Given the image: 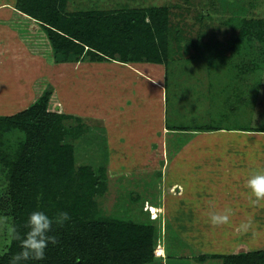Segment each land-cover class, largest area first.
I'll list each match as a JSON object with an SVG mask.
<instances>
[{
  "label": "trees",
  "instance_id": "trees-1",
  "mask_svg": "<svg viewBox=\"0 0 264 264\" xmlns=\"http://www.w3.org/2000/svg\"><path fill=\"white\" fill-rule=\"evenodd\" d=\"M69 2L16 1L17 10L34 29L31 33L25 32L23 38L32 43H45L48 62L158 65L164 68V85L167 84L169 68L176 56L172 45L180 35L172 25L169 6L149 5L130 10H116L112 6L105 11L100 6L81 10L77 5L69 11L66 9ZM234 12V17L225 23L230 26L233 40L230 55L222 57L228 68L224 76L228 82H234L235 95L246 83L252 89L245 95L256 105L251 124L231 129L170 125L165 93L164 127L169 134L222 130L264 134V80L252 82L258 75L263 78L264 73V19L239 17V11ZM202 37L197 34L190 46L196 53L200 51ZM187 48L183 50L188 53ZM225 88H219V94L225 100L232 99L235 95L231 96ZM253 88L262 89V93L259 95ZM236 100L241 103L245 98L238 95ZM52 102L51 90L46 87L26 109L11 116H0V163L7 173L12 226L10 244L0 255V264H11L12 257L21 251L13 228L23 236L27 231L24 225L34 210L50 217L67 211L71 220L63 226L53 224L51 234L57 236L58 243L48 245L44 260L30 259L20 264H151L159 236L156 221L137 223L104 215L98 210L97 198L103 196L109 183L106 165L94 170L93 163L81 161L75 146L88 127L79 117L54 109L56 104ZM12 133H17L18 139L14 149H8L4 136ZM163 251L170 256L166 244ZM191 256H195L193 262L197 264L207 259L218 264H264L262 249L229 255L197 256L196 252Z\"/></svg>",
  "mask_w": 264,
  "mask_h": 264
},
{
  "label": "rangeland",
  "instance_id": "rangeland-1",
  "mask_svg": "<svg viewBox=\"0 0 264 264\" xmlns=\"http://www.w3.org/2000/svg\"><path fill=\"white\" fill-rule=\"evenodd\" d=\"M70 1L74 2L70 5V11L76 9L77 5L81 10L100 6L105 7V11L111 10L110 7L112 6V8L116 10H130L149 5L169 6L173 14L171 17L172 25H175L177 31L180 32V35L175 37L177 38V42H174L172 45V49L176 52V56L173 57V63L167 75V84L164 85L166 86L164 95L166 93L169 124L189 128L197 126L219 127L223 129H231L232 127H242L251 124L250 122L253 118V113H255L256 105L253 104L252 98L249 99L245 95L249 94L252 89H250L249 85L246 83L235 95L232 89L234 82H228V79H226L227 77L224 76L228 68L226 64L222 62L224 60L222 57H228L230 55L231 41L233 40L230 26L225 23L229 18L234 17V11H239L237 15L239 17H256L264 19V0ZM250 4H252V7L249 6ZM197 34L203 37L200 43V51L196 53L190 46L196 41ZM187 46L188 53L183 50ZM45 47V43L39 44L35 42L33 48H37L36 50L42 53L39 55L34 54L37 57L33 60H26L23 66L17 64L15 68L8 70L1 64L0 116H8L23 110L26 106L31 104L40 93L45 91L46 87H49L53 98L52 103L53 105L56 104L54 109H58L60 113L80 117L82 124L88 127V131L81 133V135H83L82 139L79 140L77 146H75L76 155L79 158L81 157V161L84 160L85 162L93 163L94 170L106 165V176L109 178V183L103 196L97 198L98 210L104 215L119 216L138 223L153 220L152 214L149 211H145L146 205H144V201H148L149 204L157 206L159 208V212L156 213L157 217L155 218L157 227L159 228L157 243L162 247L166 244L167 252L170 256H167L163 261H166L167 264H175V262L178 264H187L186 262L189 261L191 255L198 250L196 244L191 242L193 240V234L202 236L201 242L203 245L200 248L210 251L212 244L209 245V242L219 240L216 234L226 231L225 233L227 235L229 234L230 238L229 240H225V238L223 240L226 244L230 245L229 253L250 251L248 244L245 243L248 242L246 232L238 231V227L226 229L223 228L224 226L217 228L203 227L209 223L207 219V214L209 212H199L197 208L200 210V208H207V206H194L193 204L187 205L184 203L180 209H178L177 198L169 195L172 189L175 190H173L174 193L172 192V195L179 192L175 187L168 186V182H164L166 177L165 173L168 174V178L175 175L169 172V170L167 171V169L170 168L174 155L183 150V144L185 142L189 143L192 139L197 137L195 133L179 135L167 134L165 137V149L164 145L157 148L158 144H155L156 149L154 154L152 153L153 160L149 162V170L145 173L129 172L128 169L130 168H133V171L135 170V165L125 164L120 160L132 161L133 158H136L137 149L133 146L137 143H144V139L142 142H138L136 139L140 132L144 134L147 131L144 125L139 126L136 120H131V116L124 115L120 124L122 127L126 128L127 134L134 140L131 141L133 144L130 148L131 150L119 149L117 145L121 143V140L119 138L114 140V131L112 130L114 126H109L111 120L110 115H113V112L116 110V105H113L114 101L109 100H105L104 103L101 101L99 105V97H97V91H99L98 76L101 77L103 72H105L107 83L106 86H100V90L105 88L106 97H112L114 91H110L109 95L107 94V86L109 85L108 80L112 81L114 79V74L119 75V69L114 68L115 66L113 65L107 64L104 71L98 72V70L95 69L89 70L82 75L71 76V72L66 75L67 72L71 71L70 67L72 66V64L68 62L58 65L59 67L54 72L52 79L48 81L49 74H47V67L48 65L52 64L51 66H53L54 64L48 62L49 58L44 54ZM206 48H208V50H206ZM89 65H91V67L92 65L97 67L98 63H89ZM159 69H161V67H156L154 71H159ZM161 71L163 73L164 68H162ZM262 75L263 78L258 75L259 77H254L252 82L254 83L258 79L263 81L264 73ZM82 76L90 80L89 88L93 95H88V91L84 96L76 92L77 89L79 90L77 86L81 80L73 85L70 84V82L73 83V80L77 78L80 79L81 77L83 79ZM153 76H155V73ZM210 84L212 88H210ZM125 86L127 88L129 87L128 84ZM222 86L226 87V91H230L229 94L231 96L232 94L235 96H232L233 98L230 100H225V96L219 94V88ZM73 87L74 89L71 95H66V89H72ZM80 87L82 86L80 85ZM109 87L113 88L114 83L110 84ZM83 89L85 90V88ZM259 89L254 90L260 95L262 89ZM247 90H249V92ZM252 93L250 94L253 97ZM87 95L89 96L88 99L84 98ZM238 95H242L245 100L239 103L236 100ZM130 97L129 106L137 103L134 101L133 93L130 94ZM99 108H102L104 111V116L102 115V111H100L98 115ZM130 112H136V109L132 108ZM108 129H111L112 132H108ZM222 131L226 132V130ZM158 134H160L159 131H154V135L152 132L153 137ZM251 134L255 135L260 133L252 132ZM258 137L262 136L259 135ZM4 138L5 147L14 149L18 134H6ZM216 138L221 141L228 140V136L225 134L223 136L216 135ZM182 154H185L184 150ZM106 155L107 158H105ZM114 162L115 164H113ZM175 164L176 163H173V166ZM116 169L117 171L122 170V172H117ZM126 170L127 172H125ZM157 172H160V175H158ZM213 174L216 175V173L212 172V175ZM218 174L220 175V172ZM185 180L186 179H181L180 182L186 189ZM205 182L206 185L202 188L205 192L203 198L207 199L210 197V201L215 200V198L219 200L222 199L223 203L220 204L221 206L218 209L223 210L227 206L233 210L234 214L238 206L233 204L235 200L232 196V188L227 186V181H215L214 179H210ZM209 188H211L210 191ZM7 191V173L5 167L0 163V255L6 251L11 239L12 226ZM216 195L221 196L218 197ZM142 201L143 203H141ZM260 210L264 211V207ZM238 216H240L239 213ZM248 216L250 217L251 215L248 214ZM263 216L264 213H260V219L254 217L255 219H252L253 227L248 231L254 233L260 239H263L262 242H264ZM185 218H187V221H184ZM191 220H194L197 225L193 222L191 226L192 229H184V223H189ZM230 224H232V222L225 226L231 227L229 226ZM191 237L192 239H190ZM194 240L196 241V239ZM198 241L199 240H197V242ZM235 243L237 244L235 245ZM262 248L264 250V247ZM221 251L222 253H227L225 252L226 248ZM153 262L161 264V260L157 258H155Z\"/></svg>",
  "mask_w": 264,
  "mask_h": 264
},
{
  "label": "crops",
  "instance_id": "crops-1",
  "mask_svg": "<svg viewBox=\"0 0 264 264\" xmlns=\"http://www.w3.org/2000/svg\"><path fill=\"white\" fill-rule=\"evenodd\" d=\"M16 1L17 0H0V67L1 64H3V66H5L8 70L15 68L17 64L20 66L25 65L26 60H33L37 57L34 54H41V52H38V50H36L37 48H33L34 43L28 41L26 38H23V34L25 32L31 33L34 29L28 23L29 20L17 10ZM71 4H73L71 1L67 4V10L71 8ZM71 64L72 66H69L71 71L67 72L66 75L71 72V76H78L80 74L82 75L84 73H87V71L89 70L95 69L98 70V72L104 71L105 67H107V64L113 65L115 66L114 68L119 69V75L114 74V79L112 81L108 80L109 85L114 83L113 88L109 87V85L107 86L108 95L110 91H114L112 97H106L105 88L100 90V86H106L107 83L105 72H103V75L101 77L98 76V85L100 92L97 91L98 96H96L99 97V105L101 101H103L104 103L105 100L114 101L113 105H116V110L113 112V115H110L111 120L109 122V126H114V129H112L114 131V140L118 138L121 140V143L117 145L119 149L131 150L130 148L133 145L131 141L134 140L127 134L125 130L126 128L122 127L120 124L124 115L131 116V120H136L139 126L144 125L147 132L144 134L140 132L136 139L138 140V142H142L144 139V143H137L133 146L135 149H137L135 155L136 158H133L132 161L122 159L120 161L125 164L135 165V170L133 171V168H130L128 169L129 172H147L149 170V162L150 160H153L152 153L154 154L155 152V144H158L157 148L164 145L165 149V137L167 134H169V132L164 127V71L163 73L161 71L163 67L146 63L120 64L116 62L98 63L97 67L95 65H92L91 67L89 63ZM51 65H48V73L46 72L47 74H49L48 81L52 79L54 72L60 64H54L53 66ZM156 67H161V69H159V71H154ZM154 73L155 76H153ZM73 81L74 82H70V84L73 85L74 83H78V81H80L77 86L79 87V90H76L77 93L79 92V95L84 96L87 91L88 95H93V93L90 92V80L88 78L83 77L82 79L80 77V79L77 78ZM126 84L129 85L128 88L125 86ZM80 85L82 87H80ZM83 88H85V90ZM73 89L74 87L72 89L67 88L66 95L70 96ZM131 93H133L134 101H136L137 103H135L134 105L131 104L129 106V99H131ZM88 95L84 98L88 99ZM28 106H26L24 109H26ZM132 108L136 109V112H130ZM98 110V115L100 114V111H102L103 116L105 115L102 108H99ZM11 115L13 114H10L8 116ZM154 131H159L160 134L153 137L152 132L154 135ZM108 132H112L111 129H108ZM224 134L228 136V140L221 141L216 138V135L223 136ZM195 135L197 136L196 138L192 139L189 143L185 142L183 144L182 149L184 150L185 154H182L183 150H181L174 155L172 164L170 165V168L167 169V171L169 170V172L175 175H173V177L171 178H168V174L165 173L166 180L164 179V182H168V186L170 185L171 187H175L179 192L177 194L172 195V192L174 193L175 191L174 189H172L171 194H169L170 196H175V198H177L178 209H180V207L185 203L187 205L193 204L194 206H207V208H200V210L197 208V211L199 212H210L213 210H219L218 208H220V204L223 203L222 199L219 200L215 198V200L210 201V197H208L207 199L203 198L205 192L202 190V188H204V185H206L205 181L214 179L215 181H227V186L232 188L231 192L233 199L235 200V203L233 204L238 206L235 210V213L232 214L230 221L232 222V224L229 225L231 227L225 225L224 227H220H223L225 229L237 228L240 223L245 220L246 217H249L248 214L251 215L250 217L252 219H255L254 217H256V219H260V213H264V211L260 210L263 207H252L249 205L248 189L245 187V182L251 171L264 168V134L254 135L250 132L226 133L220 131L210 132L209 134L195 133ZM257 135H260L262 137H258ZM222 150L225 151L223 152ZM173 163L176 164L173 166ZM113 164H115V162ZM117 172H122V170H119ZM125 172H127V170ZM212 172L216 173V175H212ZM219 172L220 175L218 174ZM181 179H186V189L181 184ZM210 189L211 188H209V191ZM216 196L219 197L221 195ZM144 203V205H146L145 211H149L151 214L152 209L156 211V213L159 212V208L157 206L149 204L148 201H145ZM156 213L152 214L153 219L157 217ZM238 213L240 214V216H238ZM186 219L187 218H185L184 221H187ZM193 222L194 220L189 221V223L185 222L183 228L192 229L191 226L193 225ZM195 225H197V223ZM203 227L210 228L213 226L208 223ZM225 232H222L223 234H216L219 240H215V242H209V245L212 244L210 247V251L207 249H201L200 247L203 245V243L201 242L202 236L193 234V240L191 242L195 243L197 246V256L233 254L232 252L229 253L230 245L226 244L223 240L224 238L225 240H229L230 238V235H227ZM246 234L248 242L245 243L248 244L250 251H257L261 249L263 250V239H260L254 233L248 231L246 232ZM190 239H192V237ZM194 239H196V241ZM197 240L199 241L197 242ZM237 243H235V245ZM225 248V252L227 253H222L221 250ZM193 257L195 256H191L189 261L186 263L197 264L193 262ZM166 258L167 256L164 253V258L157 259L161 260V264H167L166 261H163ZM152 264L156 263L153 262ZM175 264L178 263L175 262ZM203 264L218 263H215V261L211 259H207Z\"/></svg>",
  "mask_w": 264,
  "mask_h": 264
},
{
  "label": "clouds",
  "instance_id": "clouds-1",
  "mask_svg": "<svg viewBox=\"0 0 264 264\" xmlns=\"http://www.w3.org/2000/svg\"><path fill=\"white\" fill-rule=\"evenodd\" d=\"M245 187L248 189L249 205L264 207V168L251 171L246 179ZM232 214L233 210L226 206L223 210L210 211L207 214V219L211 226L220 227L230 223ZM70 220L71 217L67 211H60L53 217L43 211H32L24 225L27 231L23 236L13 228L14 239L20 241L21 251L12 257L11 264H20V262L30 259L44 260L48 245L58 243L57 236L51 234L53 224L63 226ZM252 227V218L246 217L238 226V231L247 232Z\"/></svg>",
  "mask_w": 264,
  "mask_h": 264
},
{
  "label": "built area",
  "instance_id": "built-area-1",
  "mask_svg": "<svg viewBox=\"0 0 264 264\" xmlns=\"http://www.w3.org/2000/svg\"><path fill=\"white\" fill-rule=\"evenodd\" d=\"M153 255L155 258H164V251H163V247L160 246V244L157 243Z\"/></svg>",
  "mask_w": 264,
  "mask_h": 264
},
{
  "label": "bare ground",
  "instance_id": "bare-ground-1",
  "mask_svg": "<svg viewBox=\"0 0 264 264\" xmlns=\"http://www.w3.org/2000/svg\"><path fill=\"white\" fill-rule=\"evenodd\" d=\"M156 213V211H154L153 209H152V214H155Z\"/></svg>",
  "mask_w": 264,
  "mask_h": 264
}]
</instances>
